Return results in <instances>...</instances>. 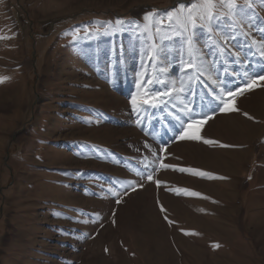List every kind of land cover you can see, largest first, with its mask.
Here are the masks:
<instances>
[{
    "label": "rangeland",
    "instance_id": "1",
    "mask_svg": "<svg viewBox=\"0 0 264 264\" xmlns=\"http://www.w3.org/2000/svg\"><path fill=\"white\" fill-rule=\"evenodd\" d=\"M196 2L0 0V264H264V0H233L238 60L202 35L209 73L178 43L154 84L150 39Z\"/></svg>",
    "mask_w": 264,
    "mask_h": 264
},
{
    "label": "trees",
    "instance_id": "2",
    "mask_svg": "<svg viewBox=\"0 0 264 264\" xmlns=\"http://www.w3.org/2000/svg\"><path fill=\"white\" fill-rule=\"evenodd\" d=\"M222 10V9H221ZM237 9L235 8L234 10L231 8H228L227 10L224 9L222 12H217L215 13V18L208 21V25L204 21H199L195 27H192L188 32L184 29L183 25H171V24H166L165 26L162 25L160 28L157 29V32L155 33V37L150 39L149 43L152 45V52L156 55V58L153 60V64L156 66L160 62V57L163 55H170V56H175L178 54L176 50H174V47L178 45V43H181L183 47L186 48L187 52L189 49L186 47V44L190 42V39H194L191 41H194L195 43H199V35H204V36H212L216 41L218 40L220 43H224V38L221 36L222 32L221 29L222 27H225L227 30L229 29V26H232V34L234 36H238L241 32L239 30V22L238 20V15L235 18L233 13L236 12ZM136 21V20H135ZM138 22V21H136ZM113 33H117L116 30L111 33H104L100 32L97 36L99 38L98 40H101L104 37H108L110 35H113ZM125 33H129L128 31H125ZM93 34V32H92ZM190 38V39H189ZM197 38V39H196ZM91 40L92 38L88 36L85 38V40ZM213 40H211L209 43H212ZM95 42L93 40L91 41H84L78 40L75 45H80V47H89V49H85L83 51L85 52H90L91 55L93 54L92 50L94 47ZM133 45L132 43H128L127 46ZM197 47H199L197 45ZM169 49L168 51H173V52H164L165 50ZM222 53H225L223 50ZM198 56L202 57V54H199ZM97 58H100L98 55H96ZM147 60V58L145 59ZM152 62V61H151ZM204 65V63H202ZM167 68L166 64L161 63L159 67V72H164L166 73ZM77 151L80 152L81 154H89V153H96L100 154L103 153L104 150L100 149L98 144H93V143H84L82 145H79L77 147Z\"/></svg>",
    "mask_w": 264,
    "mask_h": 264
},
{
    "label": "snow or ice",
    "instance_id": "3",
    "mask_svg": "<svg viewBox=\"0 0 264 264\" xmlns=\"http://www.w3.org/2000/svg\"><path fill=\"white\" fill-rule=\"evenodd\" d=\"M218 0H198L196 3H192L191 5H185L180 4L179 5V12L169 11L167 14V18L169 21H171L173 18H175L178 22H180L182 25H192L195 27L197 25V21H204L205 19L211 20L215 18V9L217 7ZM220 3H223V0H219ZM227 7L231 8L233 7V0H228V3L226 5ZM151 15V14H149ZM122 23V21H117V24ZM188 67H191V65H188ZM7 77L0 76V82H3ZM261 79H264V77H261ZM256 86V81H252L248 87L252 88ZM227 96H234L235 93L227 92L225 93ZM154 102V100L149 101L145 100L144 103H150ZM133 104H135V98L133 99ZM234 110L232 106L225 103L224 107L221 109V111H232ZM195 123V122H194ZM192 127V125H189L188 129H185L184 134L181 138H188V139H196L197 137L194 134H191L189 132V129ZM167 167V165H165ZM180 171H186L185 169H180ZM151 179V177H149Z\"/></svg>",
    "mask_w": 264,
    "mask_h": 264
}]
</instances>
